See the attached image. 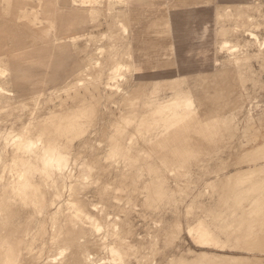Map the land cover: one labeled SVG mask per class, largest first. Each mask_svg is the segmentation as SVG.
Returning a JSON list of instances; mask_svg holds the SVG:
<instances>
[{
  "label": "rangeland",
  "instance_id": "rangeland-1",
  "mask_svg": "<svg viewBox=\"0 0 264 264\" xmlns=\"http://www.w3.org/2000/svg\"><path fill=\"white\" fill-rule=\"evenodd\" d=\"M65 263L264 264V0H0V264Z\"/></svg>",
  "mask_w": 264,
  "mask_h": 264
},
{
  "label": "bare ground",
  "instance_id": "bare-ground-1",
  "mask_svg": "<svg viewBox=\"0 0 264 264\" xmlns=\"http://www.w3.org/2000/svg\"><path fill=\"white\" fill-rule=\"evenodd\" d=\"M22 124V123H21ZM9 130V129H8ZM12 130H13V128H12ZM32 144L31 143H29L28 144V146H27V148H30V146H31ZM56 148V147H55ZM57 150V149H56ZM58 151V150H57ZM55 152V151H51V152H49V153H45V158H44V166H45V168L46 167H54V168H56V172H55V174H53V173H51L50 175H52L53 174V176L55 175V177H57L58 179H62L63 177H62V175H61V172H62V161H63V157H62V155L60 154V152ZM65 154V153H64ZM67 156V155H66ZM65 160V159H64ZM62 163V164H61ZM74 167V166H73ZM53 178V177H52ZM57 179V180H58ZM57 180H56V182H57ZM62 182V181H61ZM94 182V181H93ZM50 185V184H49ZM142 186V185H141ZM109 189V188H108ZM142 189V188H141ZM71 203H74V201L72 200H68L67 201V204H71ZM76 204V203H75ZM29 205V204H28ZM102 207V206H101ZM103 208V207H102ZM124 210V209H123ZM83 213V212H82ZM129 213V212H128ZM87 214V213H86ZM85 214V215H86ZM87 215H89V214H87ZM91 216V215H90ZM109 216V215H108ZM129 216V215H128ZM107 219V218H106ZM122 221V220H121ZM95 223V222H94ZM127 223V222H126ZM91 224H93V223H91ZM94 234V233H93ZM148 241V240H147ZM149 243V242H148ZM149 246V245H148ZM75 252H76V250H75ZM131 252V251H130ZM12 253V252H11ZM72 253V252H71ZM129 253V252H128ZM132 253V252H131ZM137 254V253H136ZM76 255V254H75ZM87 256H89V255H87ZM73 257V256H72ZM71 257V258H72ZM78 257V256H77ZM149 259V258H148ZM75 260V259H74ZM124 261V260H123ZM131 262V261H130ZM139 262V261H138ZM59 263V262H58ZM128 263V262H127ZM66 264V263H65ZM71 264V263H70ZM126 264V263H125Z\"/></svg>",
  "mask_w": 264,
  "mask_h": 264
}]
</instances>
